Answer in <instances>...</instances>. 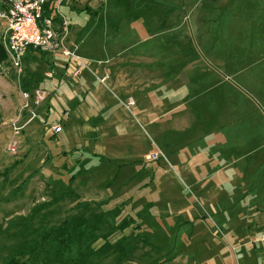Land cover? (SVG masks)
I'll list each match as a JSON object with an SVG mask.
<instances>
[{
    "label": "rangeland",
    "instance_id": "rangeland-1",
    "mask_svg": "<svg viewBox=\"0 0 264 264\" xmlns=\"http://www.w3.org/2000/svg\"><path fill=\"white\" fill-rule=\"evenodd\" d=\"M84 7L91 13L77 11ZM59 12L67 21L76 53L91 66L102 54L125 51L148 52L151 67L167 66L172 59L181 66L189 56L194 64L195 59L199 62L196 66H205L200 51L215 67L227 68L230 81L258 95L264 114V0H62ZM2 29L0 24V34ZM125 58L124 53L119 59ZM46 59L51 65L30 59L28 63L43 74L39 87L52 91L44 73L60 72L65 61L59 54H48ZM19 77L9 65L0 68V264L19 257V252L27 257V250L37 243H48L52 256L55 245L48 229L64 220L69 223L101 214L103 222L94 221L83 229L80 246L93 251L97 264H149L163 254L168 255L153 264H264V242L247 236L239 227L229 229L223 221H216L207 210L204 195L202 202L197 200L174 173L173 164L168 169L164 158L168 153L154 144L158 125L153 126L155 131L137 128L136 114L124 109L126 95L107 93L110 104L118 103L132 121L128 119L123 136L111 138V143L117 140L120 150L112 146L107 156H101L92 139L83 134L71 108L57 103L66 88L65 80L48 98L53 97L49 116L47 100L36 111V118L14 134L10 124L24 103ZM218 94L214 89L209 96ZM82 96L76 93L71 104ZM242 99L246 105L252 103L248 97ZM192 112L199 114L198 109ZM56 122L63 131L50 137L46 125ZM187 134L193 135L192 126ZM153 150L161 155L150 161L145 154L152 155ZM82 201L107 203L87 211L71 209ZM119 204L123 206L118 217L112 219L104 213ZM124 217L134 219L149 245L131 234V227L110 232ZM91 232L94 236H89ZM111 247H122L124 252H110L105 257L103 251Z\"/></svg>",
    "mask_w": 264,
    "mask_h": 264
},
{
    "label": "crops",
    "instance_id": "crops-1",
    "mask_svg": "<svg viewBox=\"0 0 264 264\" xmlns=\"http://www.w3.org/2000/svg\"><path fill=\"white\" fill-rule=\"evenodd\" d=\"M70 44L75 43L70 41ZM198 52L205 66H196L199 62L194 54L195 64L189 56L181 66L172 59L167 66L160 63L151 67L149 54L145 51L102 54L93 59L96 61L91 66V62L78 53L88 63V69L69 79L64 78L66 61L63 58L64 66L60 72H55V76L57 88L61 80L66 81V88L57 103L71 108L83 134L97 146L96 153L107 156L106 152L109 153L112 146L117 151L121 147L117 140L111 143V138L123 136L129 125L128 119L132 121L118 103L110 104L107 93L117 92L132 99L134 106L130 110L124 109L136 114L133 121L140 130L151 128L155 131L153 126L158 125L154 144L160 152L168 153L164 155L168 169L173 164L174 173L187 184L197 200L201 201L204 195L207 210L217 217L216 221H223L229 229L239 227L247 236L258 239L264 228V114L260 113L261 99L246 87L230 81L227 68L215 67ZM124 53L125 60H120ZM232 72L237 71L233 69ZM212 74L215 77H211ZM105 76L107 79L100 83L99 79ZM72 79L76 80L69 82ZM214 89L220 94L210 98ZM76 93L84 96L71 104ZM245 96L251 104H244L242 98L246 99ZM52 98L45 104L47 116L51 112ZM193 109H198L199 114L195 115ZM52 125L60 126L58 134L63 131L58 122L47 124L46 128ZM191 126L193 135L189 136L187 130ZM106 139L105 144L101 142Z\"/></svg>",
    "mask_w": 264,
    "mask_h": 264
},
{
    "label": "built area",
    "instance_id": "built-area-1",
    "mask_svg": "<svg viewBox=\"0 0 264 264\" xmlns=\"http://www.w3.org/2000/svg\"><path fill=\"white\" fill-rule=\"evenodd\" d=\"M47 0H0L3 9L0 11V24L3 29L0 34L2 47L7 55L10 68L19 77L22 72V57L28 46L38 49L50 55H61L66 61L64 78H74L84 70L88 69V63L76 53L75 44H70V30L65 17L59 12L62 0L56 1L52 6L51 16H44V5ZM3 66L0 65V68ZM44 77L49 81L52 91L37 87L31 92H22L24 101L23 109L18 118L12 121L10 126L14 134H18L26 125L36 118V111L44 104L57 89L58 81L55 73L48 70ZM107 76L99 79L104 83ZM30 102L33 104L31 107ZM134 106L132 99H127L124 105L126 110ZM25 111V116L22 115ZM59 125H52L46 128L49 135H56L60 132ZM7 149L14 153L15 148L8 146ZM160 153L147 156L148 160L159 158ZM264 242V228L258 238Z\"/></svg>",
    "mask_w": 264,
    "mask_h": 264
},
{
    "label": "trees",
    "instance_id": "trees-1",
    "mask_svg": "<svg viewBox=\"0 0 264 264\" xmlns=\"http://www.w3.org/2000/svg\"><path fill=\"white\" fill-rule=\"evenodd\" d=\"M54 1L55 0L46 1L44 5L45 8L44 16L46 17L51 16L52 13L51 11ZM2 9H3V5L0 2V11ZM77 11H85L86 13H91L88 7H84L81 10H77ZM47 55H48L47 53L41 52L38 49H34L31 46H28L26 48L25 54L22 57V63L24 64V67L21 72L22 74L17 80L18 88L20 91L31 92L33 89L41 85L43 81V74L39 70L32 69L30 67V64L28 63V60L30 59L32 63H36L37 61L38 62L44 61L46 63H49L50 61L46 59ZM49 64L51 65V62ZM0 65L1 66L9 65V62L7 60V55L2 47L1 41H0ZM106 203H107L106 201H99V202L82 201L77 203L71 209L79 208L87 211L92 206L102 207L105 206ZM122 206H123L122 204H119L111 211L104 213H107V215H111V218L113 219L114 217H118ZM96 216L97 215L92 216L90 218H77L73 221H70L69 223H67V221L64 220L59 226L51 227L50 229H48L47 235L48 237L50 236V234L52 235L51 238L55 245L54 246L55 250L52 256L48 255V249H49L48 243H44L42 245L37 243L33 246L27 244L26 247L31 246L27 250L29 251L27 257L20 255L21 252H19L18 253L19 257L9 258L4 262V264H97L93 258L94 255L93 251L90 252L91 250L89 249L88 250L85 249L86 251H84L80 248V246L82 245V235L84 234L83 229L89 228L88 225L93 223L94 221H98V223L103 222L102 214L100 216L97 217ZM128 227H131V234L135 235L143 243L147 245L150 244L148 239L140 234L139 232L140 227L139 225L134 224V219L132 217H124L119 223L111 227L110 232L113 233L119 230H124L125 228ZM89 236H94V234L91 232ZM115 247L109 248L106 252L103 251L104 256L105 254H108L110 252L111 253L118 252L120 255L123 254L124 249L122 247H118V249H115ZM37 253H40L41 255H38ZM167 255L168 254H163L162 256L154 259L149 264H153L157 260L162 259Z\"/></svg>",
    "mask_w": 264,
    "mask_h": 264
}]
</instances>
